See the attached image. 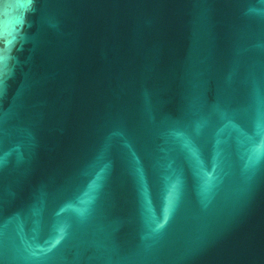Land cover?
Listing matches in <instances>:
<instances>
[{
  "label": "water",
  "instance_id": "1",
  "mask_svg": "<svg viewBox=\"0 0 264 264\" xmlns=\"http://www.w3.org/2000/svg\"><path fill=\"white\" fill-rule=\"evenodd\" d=\"M0 264H264V0H0Z\"/></svg>",
  "mask_w": 264,
  "mask_h": 264
}]
</instances>
